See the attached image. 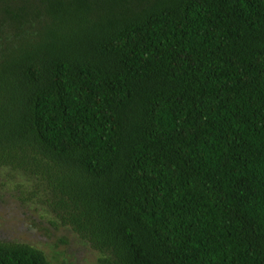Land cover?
Wrapping results in <instances>:
<instances>
[{"label": "trees", "instance_id": "obj_1", "mask_svg": "<svg viewBox=\"0 0 264 264\" xmlns=\"http://www.w3.org/2000/svg\"><path fill=\"white\" fill-rule=\"evenodd\" d=\"M1 170L96 264H264V0H0Z\"/></svg>", "mask_w": 264, "mask_h": 264}, {"label": "rangeland", "instance_id": "obj_2", "mask_svg": "<svg viewBox=\"0 0 264 264\" xmlns=\"http://www.w3.org/2000/svg\"><path fill=\"white\" fill-rule=\"evenodd\" d=\"M16 181L22 180L0 171V238L36 248L49 264H96L97 254L68 230L49 227L36 205L17 200L19 194L13 190ZM60 238L64 243L58 242Z\"/></svg>", "mask_w": 264, "mask_h": 264}]
</instances>
